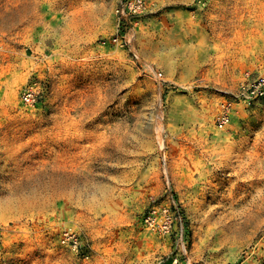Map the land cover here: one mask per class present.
Wrapping results in <instances>:
<instances>
[{
	"label": "rangeland",
	"instance_id": "1",
	"mask_svg": "<svg viewBox=\"0 0 264 264\" xmlns=\"http://www.w3.org/2000/svg\"><path fill=\"white\" fill-rule=\"evenodd\" d=\"M118 3L0 0V264H264V98L216 123L264 76V0H145L103 45Z\"/></svg>",
	"mask_w": 264,
	"mask_h": 264
},
{
	"label": "built area",
	"instance_id": "2",
	"mask_svg": "<svg viewBox=\"0 0 264 264\" xmlns=\"http://www.w3.org/2000/svg\"><path fill=\"white\" fill-rule=\"evenodd\" d=\"M145 0H119L115 10L117 16V32L110 39L103 40L102 44L123 46L125 37L121 30L126 23H131L138 15L144 12ZM35 84L25 87L21 94V100L25 105L33 106L37 103L38 92ZM264 98V76H252L246 74V79L240 84L233 98L222 102L220 111L216 117V123L220 129L227 126L231 119V112L237 101H251ZM142 223L150 232L162 236H182V216L176 206H168L153 202L148 206L142 216ZM180 227V231H179ZM182 231V232H181ZM60 242L75 251L80 246L79 235L73 230H66L62 233ZM184 245V244H183Z\"/></svg>",
	"mask_w": 264,
	"mask_h": 264
},
{
	"label": "bare ground",
	"instance_id": "3",
	"mask_svg": "<svg viewBox=\"0 0 264 264\" xmlns=\"http://www.w3.org/2000/svg\"><path fill=\"white\" fill-rule=\"evenodd\" d=\"M14 93V92H13ZM15 94V93H14ZM161 144V143H160ZM161 145H163V144H161ZM160 145V146H161ZM261 192V191H260ZM259 194H261V193H259ZM260 197V196H259ZM262 199H264V198H262ZM261 203V202H260ZM264 203V202H263ZM259 204V203H258ZM263 205V204H262ZM264 206V205H263ZM260 207H261V205H260ZM262 208H264V207H262ZM263 210V209H262ZM251 213V212H250ZM257 213H258V211H257Z\"/></svg>",
	"mask_w": 264,
	"mask_h": 264
}]
</instances>
